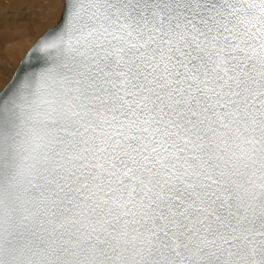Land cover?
<instances>
[{
    "label": "snow or ice",
    "instance_id": "obj_1",
    "mask_svg": "<svg viewBox=\"0 0 264 264\" xmlns=\"http://www.w3.org/2000/svg\"><path fill=\"white\" fill-rule=\"evenodd\" d=\"M0 264H264V0H62L0 76Z\"/></svg>",
    "mask_w": 264,
    "mask_h": 264
},
{
    "label": "rangeland",
    "instance_id": "obj_2",
    "mask_svg": "<svg viewBox=\"0 0 264 264\" xmlns=\"http://www.w3.org/2000/svg\"><path fill=\"white\" fill-rule=\"evenodd\" d=\"M10 1L13 3L11 8H9L10 6L5 8L1 6L0 8V33L8 31L12 42L14 44H19L22 48H20L21 50L16 51L14 49L11 50L9 46V51H12L10 53L12 55L9 56V54V57L6 56V58L3 57L0 59V69L2 67V71L4 72H2L3 74H0V76H3L5 79L10 78L19 59L24 55L25 51L46 27L52 25L58 19L62 9V0ZM4 23H9L10 27L1 26ZM0 37L5 39H0V41L2 40L0 44L4 42L3 45L1 44L2 48L0 46V51L2 53L4 52V48L8 45L5 43L8 36L5 34ZM17 37H19V39Z\"/></svg>",
    "mask_w": 264,
    "mask_h": 264
},
{
    "label": "bare ground",
    "instance_id": "obj_3",
    "mask_svg": "<svg viewBox=\"0 0 264 264\" xmlns=\"http://www.w3.org/2000/svg\"><path fill=\"white\" fill-rule=\"evenodd\" d=\"M14 1H17L18 2V0H14ZM20 2V1H19ZM16 3V2H15ZM11 5H13V3L10 1V0H0V8H1V6H3L4 8L5 7H9V8H11ZM56 5V4H55ZM55 7H57V6H55ZM54 9H56V8H54ZM6 22V21H5ZM1 26H9V23H4V24H2ZM10 27V26H9ZM7 35L8 36V38H6L7 40L5 41V43L6 44H8L5 48H4V52H2L1 53V51H0V59L1 58H3V57H5L6 58V56H8L12 51H9V46H10V49L12 50V49H14V50H16V51H19V50H21L20 48H22V47H20V45L19 44H14L13 42H12V39H10V34H9V32L8 31H4V32H1L0 33V36L1 35ZM22 36V35H21ZM23 37V36H22ZM1 38H3V37H0V39ZM18 39H19V37H17ZM4 39V38H3ZM5 40V39H4ZM3 40V41H4ZM2 41V40H1ZM0 41V42H1ZM14 41V40H13ZM20 42V41H19ZM24 42V41H23ZM2 45L4 44V42L3 43H1ZM1 44H0V46H1ZM10 44V45H9ZM21 45H22V43H21ZM23 46V45H22ZM1 48H2V46H1ZM3 50V49H2ZM21 52V51H20ZM19 52V53H20ZM12 54H10L9 56H11ZM8 56V57H9ZM3 69H2V67H1V69H0V74H3L4 72L2 71ZM3 72V73H2Z\"/></svg>",
    "mask_w": 264,
    "mask_h": 264
},
{
    "label": "water",
    "instance_id": "obj_4",
    "mask_svg": "<svg viewBox=\"0 0 264 264\" xmlns=\"http://www.w3.org/2000/svg\"><path fill=\"white\" fill-rule=\"evenodd\" d=\"M61 11H62V9H61ZM60 15H61V12H60ZM60 15H59L58 19H57L52 25L46 27V28L42 31V33H41L39 36L36 37V39L33 41V43H32V44L29 46V48L25 51L24 55L19 59V61H18L17 65H16V67H15L13 73L11 74V76L15 73L17 67L20 65V62L26 58V56H27V54L29 53V51L31 50V48H32V46H33V44H34V42H35V41H36V40H37V39H38L43 33H45L47 30L51 29V28L57 23V21H58L59 18H60ZM30 63L35 64L36 62H35V61H31ZM11 76H10V77H11Z\"/></svg>",
    "mask_w": 264,
    "mask_h": 264
}]
</instances>
